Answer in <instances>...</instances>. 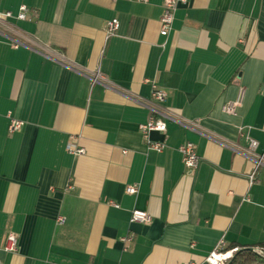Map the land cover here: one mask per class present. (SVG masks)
<instances>
[{
	"label": "crops",
	"instance_id": "crops-1",
	"mask_svg": "<svg viewBox=\"0 0 264 264\" xmlns=\"http://www.w3.org/2000/svg\"><path fill=\"white\" fill-rule=\"evenodd\" d=\"M163 4L0 0L13 14L0 25V264H208L222 242L264 243V167L250 182L246 156L250 140L264 155V0H186L167 37ZM153 85L169 116L166 132L151 133L160 152L140 128ZM241 88L242 106L224 114ZM135 209L151 222L132 223Z\"/></svg>",
	"mask_w": 264,
	"mask_h": 264
},
{
	"label": "built area",
	"instance_id": "built-area-1",
	"mask_svg": "<svg viewBox=\"0 0 264 264\" xmlns=\"http://www.w3.org/2000/svg\"><path fill=\"white\" fill-rule=\"evenodd\" d=\"M186 4V0H164L163 4V14L160 20L161 30L160 34L164 37H167L172 29L175 12L178 8L179 4ZM13 17L11 12H0V25L5 28H10L8 20ZM17 18L20 20H27L28 16L26 14V8L22 7ZM120 28V23L118 19H112L107 23L106 26V34L107 38L114 36ZM20 45L19 41H15L13 46L17 48ZM99 80L106 79L99 74H96L92 78V82H98ZM154 103L151 105V110L153 115L150 117L147 123L141 125V132L143 138L147 141L148 146L152 150L162 151L165 148L164 142H154L151 140L152 132H161L164 133L167 130V125L165 119L169 118V116L164 113L160 107L166 100V94L164 91L158 89L153 85V93H152ZM243 96H244V88H241L239 94L235 100L228 101L222 105V112L227 115H235L238 109L243 104ZM9 117V131L11 133L18 132L24 126V122L19 120L11 115ZM257 142L254 140L249 141V147L246 150V156L249 157L253 163L254 168L252 173L249 176L250 182H254L257 178V174L260 168L264 167V155L256 154ZM68 152L75 156H80L85 153L83 148H77L73 143H70L68 146ZM179 152L182 155L183 163L186 169L190 172H194L200 163V158L197 154L195 145L191 142H186L185 144L179 147ZM138 186H128L126 188V193L129 195H135L138 193ZM151 216L142 210L135 209L132 211L131 222L132 223H142L149 224L151 222ZM60 223H64V219L60 218ZM132 237H125L122 239L124 243H130ZM17 250V239L15 236H10L8 238V245L6 247V251L15 252ZM237 252V248L224 250L223 242L216 248L207 258L206 262L208 264H226ZM258 252L264 254L263 250H258Z\"/></svg>",
	"mask_w": 264,
	"mask_h": 264
},
{
	"label": "trees",
	"instance_id": "trees-1",
	"mask_svg": "<svg viewBox=\"0 0 264 264\" xmlns=\"http://www.w3.org/2000/svg\"><path fill=\"white\" fill-rule=\"evenodd\" d=\"M236 247H230V250ZM258 250L264 251V243L251 247H238L235 255L226 264H255L263 263L264 260L258 255Z\"/></svg>",
	"mask_w": 264,
	"mask_h": 264
},
{
	"label": "water",
	"instance_id": "water-1",
	"mask_svg": "<svg viewBox=\"0 0 264 264\" xmlns=\"http://www.w3.org/2000/svg\"><path fill=\"white\" fill-rule=\"evenodd\" d=\"M258 255L264 260V254L258 252Z\"/></svg>",
	"mask_w": 264,
	"mask_h": 264
}]
</instances>
